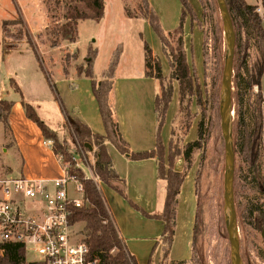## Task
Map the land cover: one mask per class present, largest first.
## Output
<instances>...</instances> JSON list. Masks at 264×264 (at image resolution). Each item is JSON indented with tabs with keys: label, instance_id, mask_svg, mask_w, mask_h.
Here are the masks:
<instances>
[{
	"label": "rangeland",
	"instance_id": "obj_1",
	"mask_svg": "<svg viewBox=\"0 0 264 264\" xmlns=\"http://www.w3.org/2000/svg\"><path fill=\"white\" fill-rule=\"evenodd\" d=\"M139 1L106 0V16L104 19L101 21L86 19L87 22L79 20L77 41L74 43L62 41L59 47L53 48L51 47L53 29L66 22L68 11L76 5L86 10L79 0H0V91L7 99L16 97L27 100L34 107L40 119L58 134L61 142H64L65 138L68 140L64 144L70 147L77 161H80L82 156L85 163L88 164L90 160L93 161V156L83 151L80 143L76 144L70 133L58 127L60 124H64L66 113L73 114L71 103L77 105V100H79L71 93L67 80L62 77L66 55L71 56L68 72L79 75L78 69L80 66H86L88 46L90 41H93L99 49L95 72L100 76L101 72L107 68L114 50L120 43H123L124 52L117 70L116 81L118 80L120 84L125 82L126 85L135 89L133 93L131 91L132 94L128 93V95L131 94L130 97L134 98V102L130 105L132 104L138 111L146 104L147 98L150 97L148 91L152 92L154 85L157 84L154 79L140 77L139 75L144 70L143 42L145 40L151 46L154 57L162 65L166 79L165 84L168 82L170 71L168 60L162 51L156 31L149 24L148 28L146 20L140 15ZM149 1L156 10L162 27L167 31H172L178 27L182 16L181 0H152L156 7L151 0ZM188 1L196 14H191L194 17L193 23L190 16L187 18L184 33L189 49L190 63L193 67L192 71L195 75L197 92L190 105V128L186 131L188 122L186 110L181 111L179 109L178 83H176L177 89L169 107L171 130H174L175 141L182 149L186 147L188 142L198 139V124L202 119L205 122L204 132L206 130L209 132L208 136L207 132L204 133L202 147L194 149L192 153V163L187 170L178 206V211L181 213L179 223L181 227L178 231L176 248L174 253L171 252V258L173 260H186L184 258L191 254L183 234L186 232L188 234L187 239H193L195 217L198 213L196 219V252L203 254L205 264H232L231 247L225 224L226 185L229 177L228 159L220 116L221 92L228 58V37L227 32L224 30L220 9L214 5L213 0H207L206 6L200 0ZM27 33L34 39L35 44L28 42ZM6 41L18 43V49H10L8 47L9 43ZM34 47L38 49L37 51L42 58L41 64L38 62L40 64L39 70L41 69L43 72L41 77H33L32 85L37 86V92L30 88L29 83L31 82L26 80L25 83L24 78L20 76L27 68L34 72L36 70L32 67V62L36 64ZM241 58L242 60L239 59V54L236 51L230 103L232 134L233 122L237 117L234 76L238 69L244 70L245 68L242 62L246 58L244 52L241 53ZM15 73H19L18 75L23 83L20 92H16L11 84L12 79L17 82ZM138 87L144 92L138 91ZM254 91H258L257 86L254 87ZM262 92L264 96V73L262 76ZM73 97L76 98L73 99ZM115 98L112 95L111 104L114 109L116 108ZM124 99H128L127 94ZM121 103L125 102H119L118 105H121ZM203 112L206 113V116H203ZM0 126L2 127V123H0ZM161 136L164 145L168 147L170 129H167L164 139L162 133ZM8 139L10 140V136ZM239 160L237 156L234 186L236 220L233 219V231L243 264H264L259 256V252L264 251L263 230L255 229L244 222L239 207V204L244 200L251 198L254 202H260L261 199L258 198L259 195L256 191L239 180L240 166H243L242 174L247 173L245 163L241 164ZM74 161L77 163L75 159ZM18 162L17 151L11 146L0 144V180L19 178L20 173L16 169L13 171L8 169L9 166H13ZM152 164L151 162L142 163L124 160L119 164V169L123 175L128 173L130 175L129 179L125 178L129 196L131 194L134 197H140V195L144 196L146 194L145 199L148 200V196L151 195V201L148 200V202L153 206H159L161 200L165 198L166 183L157 178L156 169ZM83 167L89 174V168L87 166ZM174 170L180 172L186 170L183 158L175 163ZM101 183L103 182L99 181L98 185ZM103 188L104 190L107 189L106 187ZM144 188L146 189L144 190ZM115 192L127 200L120 193ZM140 201L143 204L147 203L141 199ZM131 210L138 219L144 220L146 224L151 222L153 226H156V224L160 226V221L148 219L135 209L131 208ZM81 227V223L77 224L76 230L79 231ZM154 229L152 228L151 231L154 232ZM151 253L145 256L147 258L146 264H155L157 257L159 261L160 249L156 250L150 261ZM40 258L33 251H28L26 255L29 262L40 260Z\"/></svg>",
	"mask_w": 264,
	"mask_h": 264
},
{
	"label": "trees",
	"instance_id": "obj_2",
	"mask_svg": "<svg viewBox=\"0 0 264 264\" xmlns=\"http://www.w3.org/2000/svg\"><path fill=\"white\" fill-rule=\"evenodd\" d=\"M86 8L81 9L77 5L71 8L66 15V22L53 29L51 47H59L62 41L74 43L77 41V25L79 20L94 19L101 21L106 13V0H79ZM206 6L207 0H200ZM231 15L235 33V53H245L242 61L244 70L238 69L234 76L235 81V109L237 117L233 122V145L239 162L245 163L247 173L242 174L243 166H240V181L247 184L258 193L260 202L253 199L244 200L239 204L241 218L255 229H264V96L262 92V76L264 73V26L263 19L257 12L258 6L248 4L245 0H225ZM206 4H205V3ZM182 16L178 27L167 31L162 27L160 18L149 0H140L138 7L140 15L156 31L161 43L162 51L169 63L168 82L165 84V75L162 65L154 57L153 50L148 42L144 43L145 50V75L158 82L155 95V113L157 120L156 144L152 149L133 151L130 144L123 136L119 122L115 118L114 109L111 104V94L114 89L116 70L123 52V45L119 44L114 50L107 68L98 76L94 65L98 55V48L93 42L88 46L86 66L79 67V74H84L92 81V91L99 104L101 117L105 126V134L95 133L77 116L66 113L63 130L70 133L71 138L77 144L80 143L82 150L93 156L90 160V168L99 178L95 181L88 178L84 169L77 167L74 154L70 147L59 140L58 134L43 122L29 103H24L28 118L34 121L42 130L44 136L53 142V150L57 156L63 155L64 161L70 164L69 174L76 175L85 188L86 197L91 201L89 209H74L71 222L82 224L79 230L83 241L90 248L91 256L99 260L98 264H138V261L127 248L126 242L119 233L118 227L110 213L107 203L99 188L101 181L124 196L128 202L143 215L156 218L163 222L164 229L157 244L152 250L150 261L156 250L160 249L158 264H205L203 254L196 252L195 241L197 235V224L195 217L194 233L191 244V258L188 260H173L171 252L176 235L177 215L179 197L186 179L187 170L192 163L194 149L202 147L204 133L208 136V130L204 132V120L198 124V139L188 142L184 149L175 141V133L172 129L168 147L162 140V128L165 124L167 113L174 97L178 83L179 109L186 110V131L190 128V105L197 92L195 75L190 63L189 51L186 46L184 25L190 16L193 23L196 14L188 0H181ZM216 7L220 9L217 0H213ZM213 6V5H212ZM129 15V14H128ZM22 23V21H21ZM5 26V25H4ZM224 30L225 25L223 22ZM28 34V42L35 44L34 39ZM34 46V45H33ZM37 60L42 62L38 49L33 48ZM235 57V54H234ZM71 56H65L63 72L68 75V66ZM235 62V59H234ZM242 66V67H243ZM235 68V65H234ZM13 88L20 92V87L14 79L11 80ZM257 86L258 91H254ZM186 102V104H185ZM13 101L0 98V122L4 124L5 130L10 132L9 114ZM203 116L206 113L203 112ZM221 116V115H220ZM206 136V138H207ZM113 144L122 154L133 160L155 158L157 160L158 178L166 182V198L164 207L159 214H149L141 206L136 204L126 192L125 181L117 172L112 157L108 151L107 144ZM83 155V154H82ZM181 158L185 161L184 172L174 170L175 163ZM236 175V164H235ZM234 176V186H235ZM235 196V194H234ZM199 206V203H198ZM198 209V207H197ZM227 230V229H226ZM228 234V231H227ZM229 239V236H228ZM264 261V251L259 252ZM0 264H44L40 261H27L25 248L21 244L0 242Z\"/></svg>",
	"mask_w": 264,
	"mask_h": 264
},
{
	"label": "crops",
	"instance_id": "obj_3",
	"mask_svg": "<svg viewBox=\"0 0 264 264\" xmlns=\"http://www.w3.org/2000/svg\"><path fill=\"white\" fill-rule=\"evenodd\" d=\"M245 1L248 4L256 5L260 7L262 9V12L264 13V0H245ZM151 2L156 7V5L154 4L152 0ZM105 16H106V13H105ZM146 23L149 28L150 24L147 21ZM145 41L143 42V44L145 43ZM185 41H186V37H185ZM6 42L9 43L8 47H10V49H18L19 47L18 43H11L9 41H6ZM90 42H93V41H90ZM120 44L123 45V52H124V44L123 43H120ZM94 45L96 46L95 43ZM186 46H187V43H186ZM123 52H122V55H123ZM98 55H99V49H98ZM98 55H97V58H98ZM122 55H121V58H122ZM35 58H36V55H35ZM121 58H120V62H121ZM96 60H95L94 69L96 66ZM35 63L36 64H33L32 62V67L36 69L35 72L32 71L30 68H27V70H25L20 76L24 78L23 81L25 83L27 81L31 82L29 83L30 88H33L34 91L37 92L38 91L37 86L32 85L33 77L36 76V78H39L41 77V75H43V72L41 69L39 70L40 64L37 58L35 59ZM118 68H119V65L117 67V70ZM117 70H116V75H117ZM15 74L17 77V82L16 81L15 82L20 87V90H22L23 83L20 79V76L18 75L19 73H15ZM139 75L140 77L150 78L145 75V50H144V70H142ZM62 77H64L67 80L68 87L71 93H73V95L76 96L77 99H79L77 100L78 101L77 105L75 103H71V107L73 111L72 115L77 116L79 119L85 122L92 129L93 132L105 134L106 130H105V126H104V123L101 117L99 104L92 91L91 79L84 74L74 75L71 72H68V75L62 74ZM150 79H153V78H150ZM122 84H120L118 80L116 81V76H115V84H114V89L111 94V97L112 95L116 97L114 101V103L116 102L115 103L116 111L114 108L113 109H114L115 118L119 122L120 130L123 136L125 137V139L130 144V147L133 151H143V150L152 149L156 144L157 120H156V113H155V95L158 89V82L157 84L154 85L152 92L148 91L150 94V97L147 98L146 104L143 105V107H141L139 111L137 108H134L132 104L130 105V103L134 102V98L130 96L135 91V89L134 88L132 89L131 86L126 85L125 82ZM138 91L142 93L144 92L139 87H138ZM128 93H131V94L128 95ZM126 94L128 96L127 100L124 99ZM76 97H73V99H75ZM0 98L7 99L6 96L1 93V91H0ZM131 99H132V102H131ZM7 100L13 101V106L9 114L10 132L8 134L7 131L3 130L5 129L3 128L4 124L0 122L2 123V127L0 126V144L5 145V146H11L12 148H14L17 151V154L19 157V162L17 164H14L13 166H9L8 169L12 171L16 169V171L20 173V177H26L31 180H52V179L62 176L63 174L62 165H61V162L59 161V157L55 154L53 150L52 140L46 139L40 127L30 118H28L26 115L24 103H28L27 100L16 98V97H14L13 99H7ZM119 102H125V103H121V105H118ZM263 111H264V103H263ZM170 115H171L170 110H168L167 118L162 128L163 139H164V135L167 129H170V138H171L172 130H171ZM58 127L63 129L62 128L63 125L61 124ZM9 136H10V140L8 139ZM107 148L112 157L114 166L117 172L119 173L120 177L125 181V184H126L125 178L129 179L130 175L129 173L126 175H123V173L119 169V164L122 163V161L124 160L142 162V163L151 162L153 163L152 165L156 169V173H157V160L155 158H148V159H143V160H133L129 156L125 157V155L122 154L113 144L108 143ZM156 176L158 178V175ZM103 187H106L107 189L104 190ZM99 188L107 203L110 213L118 227L119 233L121 234V236L126 242L128 250L133 255H135L138 261V264H146L147 258L145 256L148 253H151L153 248L157 244V241L159 237L161 236L163 229H164L163 222L159 219L150 218V217L143 215L140 211H138L130 203H128L127 200H125L123 197L118 195L113 189H111V187H109L105 183L99 184ZM127 188L128 187H126V192L128 194ZM145 189L146 188H144V190ZM129 197L136 204L141 206L147 213L159 214L162 212L163 207H164L165 198H166V186H165V198L161 200L159 206H156V205L153 206L152 204L148 202V200L151 201V195L148 196V200L145 199L146 194L144 196L140 195V197H134L130 194ZM180 197H179V202H180ZM140 199L143 201H146L147 203L146 204L141 203ZM131 208L135 209L142 216L148 219L160 221L161 222L160 226H158L157 224L156 226H153V223L151 222L146 224L144 220L138 219L131 212L132 211ZM180 217H181V213L180 211H178L175 243L172 248V253H174V250L177 245V240L179 236L178 231L181 227V224L179 225ZM152 228H155L154 232L151 231ZM183 235L186 239L185 242L187 243V246H189L190 253H191L192 240L187 239L188 234H186V232ZM190 258H191V254L187 258H184V259L188 260ZM155 264H158V257H157V262H155Z\"/></svg>",
	"mask_w": 264,
	"mask_h": 264
},
{
	"label": "built area",
	"instance_id": "obj_4",
	"mask_svg": "<svg viewBox=\"0 0 264 264\" xmlns=\"http://www.w3.org/2000/svg\"><path fill=\"white\" fill-rule=\"evenodd\" d=\"M257 12L264 19L260 7ZM58 157L63 171L58 178L0 180V242L21 244L26 255L33 251L41 257L37 261L44 264H98L76 230L77 224L71 222L74 209L93 205L82 182L69 174L70 164L65 163L63 155ZM80 158L77 161L74 157L77 167L85 170L83 166H87V177L98 181L89 163Z\"/></svg>",
	"mask_w": 264,
	"mask_h": 264
},
{
	"label": "water",
	"instance_id": "obj_5",
	"mask_svg": "<svg viewBox=\"0 0 264 264\" xmlns=\"http://www.w3.org/2000/svg\"><path fill=\"white\" fill-rule=\"evenodd\" d=\"M217 1L220 6V12L225 25V31L227 32L228 45H229L228 58L224 72V83L222 87L221 102H220L221 129L225 143L226 156L228 159V173H229V177L226 185L227 208L225 212V224H226V229L228 231L229 242L231 247L232 264H243L232 226L233 219L236 220L235 196H234L236 154L233 145L232 132L231 133L228 132V125H227V115L229 113V110L231 109L230 103H231L232 78L234 73L236 33L226 1L225 0H217ZM262 236L264 239V229L262 231Z\"/></svg>",
	"mask_w": 264,
	"mask_h": 264
},
{
	"label": "bare ground",
	"instance_id": "obj_6",
	"mask_svg": "<svg viewBox=\"0 0 264 264\" xmlns=\"http://www.w3.org/2000/svg\"><path fill=\"white\" fill-rule=\"evenodd\" d=\"M231 111L229 110V113L227 115V125H228V132H232V118H231Z\"/></svg>",
	"mask_w": 264,
	"mask_h": 264
}]
</instances>
